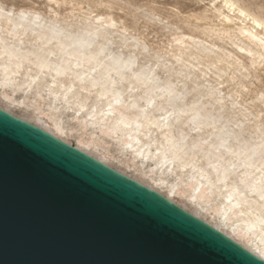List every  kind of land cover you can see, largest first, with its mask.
<instances>
[{
	"label": "bare ground",
	"instance_id": "6f19581e",
	"mask_svg": "<svg viewBox=\"0 0 264 264\" xmlns=\"http://www.w3.org/2000/svg\"><path fill=\"white\" fill-rule=\"evenodd\" d=\"M62 3L44 0L41 9L0 0V96L26 106L16 91L42 100L45 91L49 111L38 104L34 110L53 127L0 108L161 193L264 260V90L245 99L264 73V17L240 0H211L216 23L203 14L198 18L207 23L173 32L156 18L171 32L168 44L156 49L138 33L135 16L127 22L101 1L63 15ZM58 109L71 111L90 136L70 143L62 134L72 127ZM109 142L132 156L131 164L119 162L145 176L134 159L176 171L174 184L148 178L223 226L188 209L185 199L182 204L110 165ZM100 149L103 157L95 152Z\"/></svg>",
	"mask_w": 264,
	"mask_h": 264
},
{
	"label": "water",
	"instance_id": "95a60500",
	"mask_svg": "<svg viewBox=\"0 0 264 264\" xmlns=\"http://www.w3.org/2000/svg\"><path fill=\"white\" fill-rule=\"evenodd\" d=\"M0 264H264L161 193L0 108Z\"/></svg>",
	"mask_w": 264,
	"mask_h": 264
},
{
	"label": "rangeland",
	"instance_id": "374dc122",
	"mask_svg": "<svg viewBox=\"0 0 264 264\" xmlns=\"http://www.w3.org/2000/svg\"><path fill=\"white\" fill-rule=\"evenodd\" d=\"M98 1H101L103 4L111 6L110 7L111 9L109 10L114 14H118L125 17L127 22H130L131 17L135 16L138 22L137 24L138 33L142 37H144V39L147 41L150 47L156 49L164 48L166 44H168V40L171 38L170 37L171 32L166 28H162L161 26L162 24L161 23L159 24L156 18H160L162 23H168L169 25H171L172 26L171 31L173 32L174 31L188 32L192 30V24L194 23L197 24L207 23V20L204 19L202 20L198 18L203 14H206L207 17H209L208 20L209 22L211 23L217 22V18L215 16H212L211 14V0H63V3L61 4L58 10L61 14L66 15L70 13V11H73L75 13L84 11L88 7H92L94 9L93 6ZM240 1L243 2L246 6H248L252 11L264 17V0H240ZM5 2L7 4L13 3L16 7L27 4L40 7L41 9H43L44 7V0H5ZM250 89L251 91H249L248 95L245 96V99H247L248 102L250 101L251 97L254 95V91L258 89L264 90V73L261 74L260 81L254 80L253 84L250 85ZM25 94L26 93H23L21 91H16L15 94L13 95L17 98L18 101L20 102L23 101L24 103H26V106H24V104L22 103L17 104V103L7 102L6 100H2L1 96H0V104L8 108L10 107V109L16 115H19L24 118H28L35 122L37 121L38 123L45 125L47 127H53L51 121L43 115L44 113L49 111V105L47 104L48 96H46V92L41 91L44 100H42L38 96H35L32 93H28L27 95ZM35 104H38L39 109L40 110L42 109L43 112L44 111L45 112L42 114H39L38 113L39 111L37 110L35 112L34 110ZM53 105L60 106V103L54 101ZM25 109H27V111ZM28 109H31L29 110L30 112L28 111ZM55 112L58 115H60L64 124H66L69 127H72V131L74 132V135L76 137L73 135L72 131L62 134L64 137L68 139L70 143L77 144L76 139H78V135H82V137L85 136L86 138L90 136V132H91L90 128L88 127L87 129H80L77 124V119L71 116L72 115L71 111L58 109L55 110ZM36 113L38 114L36 115ZM74 130L79 134H75L76 132ZM82 132L84 135L82 134ZM106 146H108V150H110L109 153L111 154L110 155L108 153L105 155V157L108 158L107 160H109L110 165L120 169L121 171H124L127 175H130L133 178H137L144 182H148L154 185L156 188L164 191L166 194L176 197V199L180 201L182 204L183 201L181 200L185 199V201L188 203L186 204L188 209L190 210L196 209L198 211V214L202 215L206 219L210 220L211 222L217 225H222L216 218H213V216L209 212H206L205 210L203 211L202 208L196 206V204H194L192 200L190 201L187 198L183 199L177 194L175 195L174 192H172L173 194L170 193L166 183L162 184L161 182H154L150 178H148L149 177L148 175H152L154 177H159L160 175V177H164L169 183L174 184L179 179V176L177 175L176 171H171L170 169H166L165 166H161L160 164H155V162L152 160L142 159L140 157L134 159V161L137 162V165L143 170V172L147 173V176H145L137 171H134L133 167H128L126 166V164L119 162V160H124L129 164L132 163L133 161L132 156L128 151L120 149L119 146L114 144L113 142L107 143ZM95 152L100 156L102 155L104 156V154L102 153H105L104 150L101 149L95 150ZM107 155H110V158L107 157ZM189 202H191V204Z\"/></svg>",
	"mask_w": 264,
	"mask_h": 264
},
{
	"label": "snow or ice",
	"instance_id": "6c2138e0",
	"mask_svg": "<svg viewBox=\"0 0 264 264\" xmlns=\"http://www.w3.org/2000/svg\"><path fill=\"white\" fill-rule=\"evenodd\" d=\"M262 199H264V195H262V197H261Z\"/></svg>",
	"mask_w": 264,
	"mask_h": 264
}]
</instances>
